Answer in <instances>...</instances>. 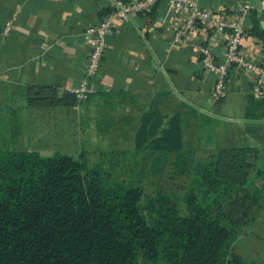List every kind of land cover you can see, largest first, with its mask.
Masks as SVG:
<instances>
[{"label":"trees","instance_id":"1","mask_svg":"<svg viewBox=\"0 0 264 264\" xmlns=\"http://www.w3.org/2000/svg\"><path fill=\"white\" fill-rule=\"evenodd\" d=\"M246 32L264 39L256 19ZM90 99L78 126L73 109L83 101L72 93L0 86L9 132L0 147V264H225L232 243L264 211V151L227 143L195 161L184 151V131L197 112L186 102L160 93L137 118H117L112 100ZM120 121L131 124L134 155L148 151L143 158L158 164L175 157L187 175L183 210L173 195L146 196L142 186L111 180L99 165L86 170L79 157L15 147L24 131L35 136L58 128L60 138L62 125L116 143L127 138L118 134Z\"/></svg>","mask_w":264,"mask_h":264},{"label":"crops","instance_id":"2","mask_svg":"<svg viewBox=\"0 0 264 264\" xmlns=\"http://www.w3.org/2000/svg\"><path fill=\"white\" fill-rule=\"evenodd\" d=\"M196 1L225 17H231L235 4V0ZM248 1L252 11L245 20L246 29L256 19L264 30V0ZM110 3L111 0H0V86H50L58 94L77 86L85 76L87 64L88 48L82 32L110 9ZM14 14L10 29L3 32L5 22ZM172 21L167 0H160L148 12L118 21L106 37L101 69L89 80L94 89L90 100L100 103L102 98H109L114 117L128 114L137 118L152 98L163 93L173 102H186L197 114L214 116L212 112L217 105L229 94L238 93L245 97L243 118L229 125L237 129L245 126V136L241 143H235L224 132L225 142L236 145L248 142L264 151V98L251 94L250 77L230 76L225 98L212 102L209 91L214 76L203 70L195 48L199 41L206 42V31L201 30L199 38L194 40L183 38L174 42L166 30ZM223 47L220 37L213 40L211 50L217 61L222 60ZM240 48L246 57L264 65V39L246 33ZM86 103L82 102V110ZM116 127L118 134H127L126 141L133 145L131 124L120 121ZM236 134L237 138L241 135ZM263 262L264 211L232 243L225 264Z\"/></svg>","mask_w":264,"mask_h":264},{"label":"rangeland","instance_id":"3","mask_svg":"<svg viewBox=\"0 0 264 264\" xmlns=\"http://www.w3.org/2000/svg\"><path fill=\"white\" fill-rule=\"evenodd\" d=\"M18 102L23 103L22 97L17 98ZM245 97L238 93L229 94L225 101L217 105L214 109V116L207 115L204 112H198L197 118L192 121L189 127L184 131V151L189 152V159L199 162L207 161L210 154L214 153L218 147L226 144L224 132L229 133L235 143H241L244 138V130L233 126L236 121L243 118V106ZM77 113L76 121L79 126L80 117L82 116V106L77 105L73 109ZM35 111V110H34ZM23 112H19L22 115ZM23 119L24 126L30 125L28 117ZM240 119V120H237ZM231 126H230V125ZM63 126V133L60 138L54 136L61 132L55 128L41 135L29 136L26 131L21 135L18 144L15 147L36 149L41 151H59L79 157L86 170L97 167L98 165L104 172L109 173L111 180L119 182H130L140 185L144 188L145 195H154L156 191L164 194L173 195L181 210L184 204L182 202L183 186L185 176L180 175L179 165L176 163L174 156L169 157L164 164H158V161L146 160L148 151L134 155L133 145L126 140L120 142L122 138L117 139L108 137L106 141L98 140L88 130L84 133L77 134V128L67 125ZM24 127V128H25ZM7 124L1 119L0 114V147H5L4 140L9 138ZM239 130V131H237ZM29 132V130L27 129ZM239 132L240 136L236 134ZM231 133V134H230ZM264 135V133H263ZM248 139H251L249 137ZM248 144V142H245ZM252 145V144H251ZM193 160H189L191 163ZM188 167V165H186Z\"/></svg>","mask_w":264,"mask_h":264},{"label":"built area","instance_id":"4","mask_svg":"<svg viewBox=\"0 0 264 264\" xmlns=\"http://www.w3.org/2000/svg\"><path fill=\"white\" fill-rule=\"evenodd\" d=\"M160 0H111L110 9L100 19L87 25L83 32V42L88 48L84 78L69 90L77 100L84 101L94 93L90 79L97 76L102 66V56L107 48L106 37L111 34L115 24L127 20L141 12L150 11ZM168 11L173 21L166 30L174 42L183 38H199L205 29L204 41L195 44L203 70L214 76L209 98L216 102L228 93L226 82L232 75L246 74L252 82L251 94L255 98H264V65L246 57L241 51V42L246 35L245 20L252 11L248 0H235L231 17H225L212 10L201 7L196 0H167ZM16 14L4 24L7 32ZM209 32V33H208ZM212 35V38L210 36ZM220 37L224 41L222 60L217 61L212 53L213 40ZM77 107V105L75 106ZM264 264V262H263Z\"/></svg>","mask_w":264,"mask_h":264},{"label":"water","instance_id":"5","mask_svg":"<svg viewBox=\"0 0 264 264\" xmlns=\"http://www.w3.org/2000/svg\"><path fill=\"white\" fill-rule=\"evenodd\" d=\"M52 154V152L50 151H41L40 152V155H43V156H50Z\"/></svg>","mask_w":264,"mask_h":264}]
</instances>
